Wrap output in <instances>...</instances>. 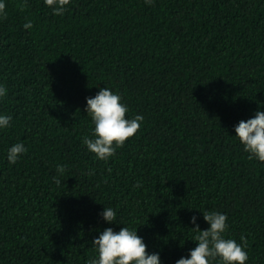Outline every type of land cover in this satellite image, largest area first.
<instances>
[{
	"label": "trees",
	"instance_id": "obj_1",
	"mask_svg": "<svg viewBox=\"0 0 264 264\" xmlns=\"http://www.w3.org/2000/svg\"><path fill=\"white\" fill-rule=\"evenodd\" d=\"M4 5L0 264H86L93 237L123 225L175 264L197 243L190 217L209 226L205 210L227 214L246 264H264V161L232 136L264 110V0H67L63 14L45 0ZM101 87L121 95L126 118L144 117L107 160L82 143L94 127L85 98ZM17 141L27 151L9 164Z\"/></svg>",
	"mask_w": 264,
	"mask_h": 264
},
{
	"label": "clouds",
	"instance_id": "obj_2",
	"mask_svg": "<svg viewBox=\"0 0 264 264\" xmlns=\"http://www.w3.org/2000/svg\"><path fill=\"white\" fill-rule=\"evenodd\" d=\"M51 6L54 14H63L67 0H45ZM151 2V0H148ZM4 0H0V12H3ZM30 27V22L25 24ZM7 89L0 84V98L4 97ZM85 112L91 117L94 127L92 135L85 136L82 143L87 149L101 160H107L114 155L117 147L122 146L140 128L143 115L136 114L126 118L127 105L121 95L108 87L99 88L94 96L86 97ZM12 116L0 112V130L7 129ZM234 136L243 145L249 158L264 161V110L258 107L253 116L241 119L233 125ZM27 151L22 141L8 146L6 159L9 164H15L20 155ZM59 173L64 172L63 165H57ZM200 211V210H199ZM201 212V211H200ZM208 223L206 229H200L198 217H190V223L198 232L191 240L197 242L195 247L188 250L187 256L175 260V264H246L248 252L243 244L236 239L226 237L227 214L216 210L201 212ZM101 217L104 221L116 222V211L111 206L103 207ZM92 245L96 252L86 261V264H162L158 251H147V244L138 235L137 228L122 226L119 230L106 227L93 237Z\"/></svg>",
	"mask_w": 264,
	"mask_h": 264
}]
</instances>
